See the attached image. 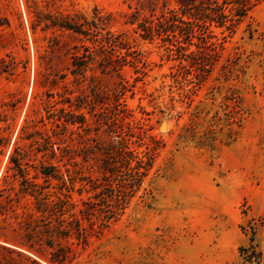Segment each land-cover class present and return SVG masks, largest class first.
<instances>
[{
  "label": "rangeland",
  "instance_id": "rangeland-1",
  "mask_svg": "<svg viewBox=\"0 0 264 264\" xmlns=\"http://www.w3.org/2000/svg\"><path fill=\"white\" fill-rule=\"evenodd\" d=\"M180 1L0 0V264H264V0Z\"/></svg>",
  "mask_w": 264,
  "mask_h": 264
},
{
  "label": "trees",
  "instance_id": "trees-1",
  "mask_svg": "<svg viewBox=\"0 0 264 264\" xmlns=\"http://www.w3.org/2000/svg\"><path fill=\"white\" fill-rule=\"evenodd\" d=\"M254 1L258 0H181L176 9H172L170 12L165 11L157 18L158 21L155 24L157 26L159 25L161 29H166L173 28L179 22L188 25L189 30L202 24L211 25L216 23L221 26H234L236 21L246 15ZM233 3L236 4V7H230ZM234 8L235 12L233 15L227 13V11L233 10ZM155 24L152 26H155ZM145 30L151 34V25L150 27L147 26ZM179 54L182 60H187L188 58L194 60L196 56V53L189 51L188 48H182ZM151 162L149 161V166L152 165ZM149 166H143L140 160L139 164L134 167V180L132 182L133 184L130 185L131 188L136 186V182L140 184ZM141 168H144V171Z\"/></svg>",
  "mask_w": 264,
  "mask_h": 264
}]
</instances>
